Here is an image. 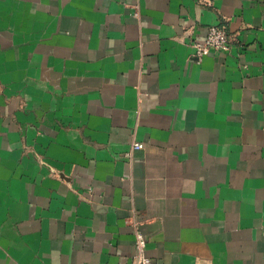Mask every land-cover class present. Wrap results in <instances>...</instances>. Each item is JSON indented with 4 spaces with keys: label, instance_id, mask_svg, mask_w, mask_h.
<instances>
[{
    "label": "crops",
    "instance_id": "0c3cea01",
    "mask_svg": "<svg viewBox=\"0 0 264 264\" xmlns=\"http://www.w3.org/2000/svg\"><path fill=\"white\" fill-rule=\"evenodd\" d=\"M131 218L264 264V0H0V264H134Z\"/></svg>",
    "mask_w": 264,
    "mask_h": 264
},
{
    "label": "built area",
    "instance_id": "2783aa9c",
    "mask_svg": "<svg viewBox=\"0 0 264 264\" xmlns=\"http://www.w3.org/2000/svg\"><path fill=\"white\" fill-rule=\"evenodd\" d=\"M235 36L230 33L225 23L212 24L202 40H195L192 45L194 53L198 58L209 54L212 51H228L231 49ZM145 144L141 141H134L132 149L143 148ZM134 226L136 236V254L134 264H154L153 258L147 252V235L141 229L140 223L135 219L129 220Z\"/></svg>",
    "mask_w": 264,
    "mask_h": 264
}]
</instances>
